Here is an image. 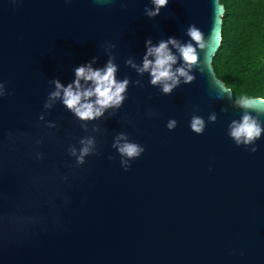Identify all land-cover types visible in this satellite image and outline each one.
<instances>
[{
  "label": "water",
  "instance_id": "95a60500",
  "mask_svg": "<svg viewBox=\"0 0 264 264\" xmlns=\"http://www.w3.org/2000/svg\"><path fill=\"white\" fill-rule=\"evenodd\" d=\"M221 2L169 0L148 18L150 0H0V81L10 93L0 99V264H264V133L256 153L228 135L242 110L213 66ZM191 24L209 40L212 69L198 50L205 70L194 82L163 95L125 65L141 63L149 38L188 41ZM105 42L116 45L117 79L133 82L123 106L87 131L60 102L39 121L49 81L71 83L93 57L102 68ZM214 77L232 94L218 96ZM194 114L206 121L202 135L190 129ZM120 132L145 148L128 171L112 148ZM84 136L95 137L97 155L77 167L67 149Z\"/></svg>",
  "mask_w": 264,
  "mask_h": 264
},
{
  "label": "clouds",
  "instance_id": "9594fccd",
  "mask_svg": "<svg viewBox=\"0 0 264 264\" xmlns=\"http://www.w3.org/2000/svg\"><path fill=\"white\" fill-rule=\"evenodd\" d=\"M97 3H111L113 0H96ZM152 7H146L144 14L148 18L157 17L161 10L165 8L169 0H150ZM122 8L126 4L122 3ZM213 33L215 28H213ZM188 41L182 42L175 37L162 39L158 43L153 44L151 38L145 41V53L141 63H136L131 57L124 61L125 65L135 70L138 76L143 77L145 73L149 75L150 85L160 90L163 95H171L173 91L181 84H190L195 81L194 70L204 72L201 67L199 51L205 52V62L211 69L210 63L207 62V48L209 40L205 39L204 33L195 25L191 24L186 30ZM211 38V37H210ZM209 38V39H210ZM108 59L102 68H94L96 57L91 62L82 64L73 69L74 79L67 85L61 83L59 79L49 81L54 89L50 91L43 105L44 111L39 116V121H44V115L51 110L57 102H60L67 110H69L79 121L82 122L81 128L85 131L88 129V122L95 121L111 109L115 114L119 110L124 101L127 99V90L133 82L128 78L117 79L119 65L115 63L116 56L112 54V49L116 47L111 42H105L101 45ZM199 50V51H198ZM212 70V69H211ZM213 73V72H212ZM214 75V74H213ZM215 78V77H214ZM219 85L218 96L223 97L225 93L232 92ZM134 86L143 87L142 79H137ZM6 83L0 81V99L9 95ZM233 106L242 110L239 120H232L228 125V135L237 147L244 146L250 153H256L258 147L256 141L261 138L264 133V126L259 119L260 115H264V96L250 97L242 95L236 98L233 95ZM227 112V108L222 109ZM256 113V115H253ZM150 116L157 115L149 113ZM217 114L212 112L208 116L207 123H215ZM207 124L203 117L192 115L190 119V129L197 135H202ZM49 129L57 127L54 122H46ZM168 130H174L177 127V121L170 119L166 125ZM93 130L98 128L93 125ZM9 139L14 137L9 133ZM42 140L36 143L42 144ZM79 148L75 145L68 146V155L75 158L77 167L86 163V158L97 155L96 139L93 136H84L79 139ZM112 148L117 151L120 156L121 167L128 171L131 167L130 161H134L141 157L145 152L144 146L130 140L125 132L118 133L112 143ZM43 153H37V159H42ZM110 160L114 157H109Z\"/></svg>",
  "mask_w": 264,
  "mask_h": 264
},
{
  "label": "trees",
  "instance_id": "16d2710c",
  "mask_svg": "<svg viewBox=\"0 0 264 264\" xmlns=\"http://www.w3.org/2000/svg\"><path fill=\"white\" fill-rule=\"evenodd\" d=\"M222 44L216 76L236 98L264 96V0H222Z\"/></svg>",
  "mask_w": 264,
  "mask_h": 264
}]
</instances>
